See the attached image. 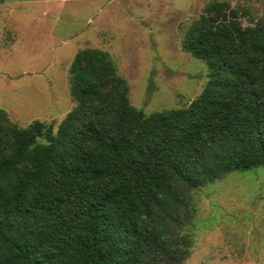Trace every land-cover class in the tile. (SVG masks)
I'll list each match as a JSON object with an SVG mask.
<instances>
[{"label": "trees", "instance_id": "1", "mask_svg": "<svg viewBox=\"0 0 264 264\" xmlns=\"http://www.w3.org/2000/svg\"><path fill=\"white\" fill-rule=\"evenodd\" d=\"M248 15L210 1L186 27L180 49L207 80L183 108H133L109 55L83 48L55 126L0 109V264L185 258L192 193L264 168V13Z\"/></svg>", "mask_w": 264, "mask_h": 264}, {"label": "rangeland", "instance_id": "2", "mask_svg": "<svg viewBox=\"0 0 264 264\" xmlns=\"http://www.w3.org/2000/svg\"><path fill=\"white\" fill-rule=\"evenodd\" d=\"M210 1L241 6L249 18L264 13V0H5L0 109L18 127L33 120L55 126L72 106L67 69L83 48L109 55L133 108L185 107L207 72L179 42ZM192 199L191 241L176 264H264V168L227 174Z\"/></svg>", "mask_w": 264, "mask_h": 264}]
</instances>
